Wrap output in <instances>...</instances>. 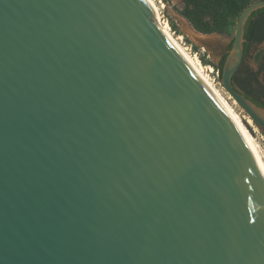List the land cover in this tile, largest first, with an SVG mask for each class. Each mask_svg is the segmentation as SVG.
Masks as SVG:
<instances>
[{
  "label": "water",
  "instance_id": "1",
  "mask_svg": "<svg viewBox=\"0 0 264 264\" xmlns=\"http://www.w3.org/2000/svg\"><path fill=\"white\" fill-rule=\"evenodd\" d=\"M239 15L221 83H233ZM0 264H264V176L149 0H0Z\"/></svg>",
  "mask_w": 264,
  "mask_h": 264
},
{
  "label": "trees",
  "instance_id": "2",
  "mask_svg": "<svg viewBox=\"0 0 264 264\" xmlns=\"http://www.w3.org/2000/svg\"><path fill=\"white\" fill-rule=\"evenodd\" d=\"M255 1L258 0H183L181 13L199 32L231 34L235 31L241 12ZM244 37L243 62L233 76V83L246 96L264 107V82L260 79L261 71H255L246 65V59L252 50L264 41V7L252 12L245 25ZM231 47L232 41L223 53L220 63L216 64L220 77ZM254 56L257 59L264 57L261 52ZM263 69L264 67L261 70Z\"/></svg>",
  "mask_w": 264,
  "mask_h": 264
},
{
  "label": "rangeland",
  "instance_id": "3",
  "mask_svg": "<svg viewBox=\"0 0 264 264\" xmlns=\"http://www.w3.org/2000/svg\"><path fill=\"white\" fill-rule=\"evenodd\" d=\"M157 6L158 19L169 27L172 35L185 47L191 55L195 56L204 67L206 74L214 85L224 94L231 106L237 112L245 126L255 138V143L264 162V130L251 119L247 112L237 103L221 83V77L216 64L220 63L223 53L228 49L234 36L231 34L211 33L205 34L196 30L188 19L181 13L184 7L183 0H154ZM261 52L264 55V41L258 44L246 59V65L260 72V79L264 82V57L256 58L254 54ZM210 67L212 68L210 70Z\"/></svg>",
  "mask_w": 264,
  "mask_h": 264
},
{
  "label": "bare ground",
  "instance_id": "4",
  "mask_svg": "<svg viewBox=\"0 0 264 264\" xmlns=\"http://www.w3.org/2000/svg\"><path fill=\"white\" fill-rule=\"evenodd\" d=\"M149 2L153 5L154 10L158 17L157 6L154 0H149ZM158 24L167 33V35L170 37L172 42L177 46V48L182 52V54L186 57V59L190 62V64L200 74V76L204 79V81L207 83L210 89L214 92V94L217 96V98L220 100V102L223 104L226 110L230 113L233 119L237 122L238 126L240 127L241 131L243 132L247 140V143L251 151L253 152L255 158L257 159L259 166L261 168V173L264 176V162L262 159V155L257 147V144L255 143V138L252 136L247 126H245V124L243 123V121L241 120L237 112L234 110V108L231 106L230 102L227 100L224 94L209 79L208 75L205 72L204 67L201 65L199 60L195 56L191 55L190 52L177 41V39L172 35V33L169 30V27L166 24H163L161 21H159V19H158ZM211 69L212 68L210 67V70ZM248 123L252 124V119H248Z\"/></svg>",
  "mask_w": 264,
  "mask_h": 264
}]
</instances>
